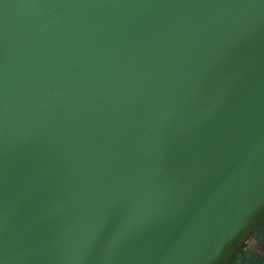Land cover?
I'll return each mask as SVG.
<instances>
[{
  "label": "water",
  "instance_id": "water-1",
  "mask_svg": "<svg viewBox=\"0 0 264 264\" xmlns=\"http://www.w3.org/2000/svg\"><path fill=\"white\" fill-rule=\"evenodd\" d=\"M264 223V0H0V264H231Z\"/></svg>",
  "mask_w": 264,
  "mask_h": 264
},
{
  "label": "rangeland",
  "instance_id": "rangeland-1",
  "mask_svg": "<svg viewBox=\"0 0 264 264\" xmlns=\"http://www.w3.org/2000/svg\"><path fill=\"white\" fill-rule=\"evenodd\" d=\"M249 240L246 250L231 264H264V226L259 227Z\"/></svg>",
  "mask_w": 264,
  "mask_h": 264
},
{
  "label": "flooded vegetation",
  "instance_id": "flooded-vegetation-1",
  "mask_svg": "<svg viewBox=\"0 0 264 264\" xmlns=\"http://www.w3.org/2000/svg\"><path fill=\"white\" fill-rule=\"evenodd\" d=\"M262 226H264V223L261 224L260 226H258V227L255 229V231H256L259 227H262ZM255 231H254V232H255ZM254 232L252 233V235L254 234ZM253 236H254V235H253ZM252 238H253V237H252ZM252 238H251V239H252ZM245 247H246V246H245ZM245 247L241 248V251H239V252L236 253V255H235V257L233 258V260L236 259V258H238V256L241 254V252H243L244 250H246ZM233 260H231V262H233ZM231 262H230V263H231Z\"/></svg>",
  "mask_w": 264,
  "mask_h": 264
}]
</instances>
